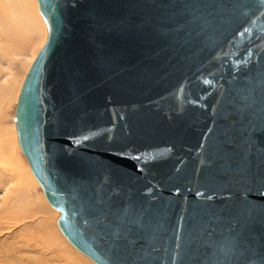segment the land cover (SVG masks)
<instances>
[{
	"label": "water",
	"instance_id": "obj_1",
	"mask_svg": "<svg viewBox=\"0 0 264 264\" xmlns=\"http://www.w3.org/2000/svg\"><path fill=\"white\" fill-rule=\"evenodd\" d=\"M17 142L95 264H264V0H36Z\"/></svg>",
	"mask_w": 264,
	"mask_h": 264
},
{
	"label": "rangeland",
	"instance_id": "obj_2",
	"mask_svg": "<svg viewBox=\"0 0 264 264\" xmlns=\"http://www.w3.org/2000/svg\"><path fill=\"white\" fill-rule=\"evenodd\" d=\"M34 4V8L30 5L31 11L39 18L36 0ZM39 19L42 21L41 17ZM13 24L12 22V29L17 27L15 24L13 27ZM42 24L43 29L40 28V32L36 31L35 36L38 39L35 38L37 41H33L34 47H39L40 39L43 34L46 35L43 21ZM17 30L14 29V33ZM19 32L21 34L18 32L15 34L22 35V29ZM2 33L0 31V34ZM5 33L7 32L2 35L8 38L7 46H16V41L13 39L15 35H11V39V33L7 35ZM23 34L26 35L27 32L24 31ZM9 57L10 55L7 56ZM20 67L17 86L0 103V158H2L0 159V264H94L77 251L60 232L57 226L58 213L47 203L41 187L34 180L28 163L18 147L14 124L15 106L25 74L29 69L25 60ZM2 161H13L17 165L23 186L29 192L28 195L25 192L10 193L11 195L7 192L8 189L13 190L16 185L11 183L13 177L9 180L11 179L9 173L4 169L6 162H3V165ZM25 242L28 245H25Z\"/></svg>",
	"mask_w": 264,
	"mask_h": 264
},
{
	"label": "bare ground",
	"instance_id": "obj_3",
	"mask_svg": "<svg viewBox=\"0 0 264 264\" xmlns=\"http://www.w3.org/2000/svg\"><path fill=\"white\" fill-rule=\"evenodd\" d=\"M30 5H32L34 8V6H35L34 0H0V31H1V33L2 32L3 33L4 32L11 33L10 38H11V35L12 36L15 35L13 39H14V41H16L15 42L16 46L9 47V46H7L8 38L3 37V35H2L3 33L0 34V103L2 102V99L5 96H7L9 94V92H11L17 86L16 82H17V78L21 72L20 66L22 65V61L25 60L26 65L28 66V68H30L32 62L34 61L35 57L37 56L38 52L40 51L41 47L43 46V44L46 41L47 30H46V35L43 34V36L41 38L42 40L40 39L41 45L39 47H34L33 41L34 40L37 41L36 39H38L35 36L36 31L39 30L40 28L43 29V24H42L43 19L39 13V10H38V13L40 15L39 18L41 17L42 21L37 17V15H35V12L32 13ZM37 6H38V3H37ZM31 13L33 14V16H35V18H33ZM12 22L15 25H17V27H14L15 25L13 24L14 28L12 29V27H11ZM43 23H44V21H43ZM44 26H45V23H44ZM45 28H46V26H45ZM14 29L15 30L18 29L16 31L18 33H20L19 31H20V29H22V31H23L22 35H18V34L16 35L15 34L16 32L14 33V31H13ZM24 31H25V33L27 32L26 35L23 34ZM39 32H40V30H39ZM7 33H5V34L7 35ZM40 36H41V34H40ZM15 37L17 40H15ZM8 42H10V40ZM11 45H12V42H11ZM8 55H10L9 58H7ZM27 72H26V74H27ZM26 74H25V76H26ZM5 98H7V97H5ZM15 108H16V106H15ZM14 116H15V114H14ZM14 124H15V122H14ZM15 131H16V128H15ZM16 137H17V134H16ZM18 147H19V145H18ZM0 159L2 160V158H0ZM3 162L5 163L6 161H2V163ZM4 163H3V165H4ZM5 166H6V168H4V169H6L5 171L9 173V177L10 178L13 177L15 180V181L13 180L11 183H13V184L15 183V185H16V186H14V188H12L13 190L8 189L7 192L9 194L10 193H22V194H24L23 192H25L28 195L29 192L27 191L26 187L23 186L24 183L21 179V176H20L21 174L18 172V168L16 167L17 165H15V163L13 161H7L5 163ZM29 169H30V167H29ZM6 175H7V173H6ZM33 177H34V175H33ZM9 180H12V178ZM34 180L38 183V181L35 179V177H34ZM39 186H40V184H39ZM42 192H43V190H42ZM44 197H45V195H44ZM45 199H46V197H45ZM47 203H48V201H47ZM57 226H58V224H57ZM59 230H60V228H59ZM60 232H61V230H60ZM25 245H28V244L25 242ZM2 256H4V255H2Z\"/></svg>",
	"mask_w": 264,
	"mask_h": 264
}]
</instances>
